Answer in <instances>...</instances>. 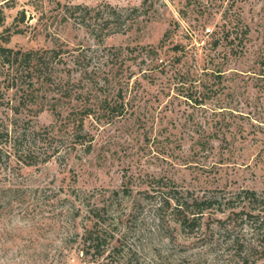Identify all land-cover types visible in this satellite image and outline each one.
<instances>
[{
  "label": "rangeland",
  "instance_id": "1",
  "mask_svg": "<svg viewBox=\"0 0 264 264\" xmlns=\"http://www.w3.org/2000/svg\"><path fill=\"white\" fill-rule=\"evenodd\" d=\"M76 4L92 8L84 22L64 12ZM107 5L122 17L94 34L101 24L94 11ZM0 7L7 47L84 49L97 70L111 65L102 63L103 49L116 48L122 71L108 73L125 102L122 117L85 120L88 153L65 141L50 159L26 165L2 137L0 264H236L219 227L225 213H206L193 233L172 222L158 227L144 191L155 178L206 195L264 190V0H0ZM166 30L155 60H143L141 47ZM176 43L185 47L179 63ZM15 90H1L0 126L16 133L54 123L46 104L16 111ZM73 190L92 203L118 191L123 225L101 256L82 252L91 221Z\"/></svg>",
  "mask_w": 264,
  "mask_h": 264
},
{
  "label": "trees",
  "instance_id": "2",
  "mask_svg": "<svg viewBox=\"0 0 264 264\" xmlns=\"http://www.w3.org/2000/svg\"><path fill=\"white\" fill-rule=\"evenodd\" d=\"M104 8L106 10L94 11L97 16L93 19L101 22L92 28L94 34L103 26L107 27L109 20L122 17L121 13H117L109 5ZM68 9H71L73 14L78 13L81 22H84L85 16L92 11V8L87 9L80 4L66 6L64 12ZM3 19V10L0 7V24ZM169 35L170 30H166L156 45L141 47L143 51L138 55L143 56V60H155V55ZM213 44L217 45L218 41ZM184 48L181 43L171 47L174 62L181 61ZM76 50L70 51L62 47L24 50L0 44V93L4 87L16 88L15 92H19L17 105L14 107L16 111L26 106L40 105L39 109H42L46 104L55 120L49 126L23 129L16 133L0 126V142L2 137L5 138L17 159L26 165L35 164L42 155L43 162L50 159L52 154L60 152L59 148L64 146L65 141L71 148L82 144L84 152L88 153L92 139L84 130L85 120L92 117L97 120L99 116L95 114L109 117L124 115L122 86L117 87V81L111 80L108 73L115 67L116 78L122 71L121 62L117 64L119 54L116 48H104L100 55L103 64L111 63L107 70L90 69L89 58L92 57H88L84 49L77 53ZM65 55L69 58H64ZM212 72L219 77V71ZM184 80L182 77L179 83L184 84ZM113 87L117 90L116 94L110 93ZM199 97H194V101H199ZM51 148L53 150L49 154ZM72 192L74 198L80 200V207L84 208L91 221V225L82 231V252L101 256L114 236L116 227L123 225L122 213L118 212L120 203L115 202L118 191H113L112 196L102 203H92L89 194L80 197L74 190ZM121 192L125 193L127 190L123 189ZM144 193L151 199L152 215L158 227L169 226L172 222L181 230L193 233L201 225L206 213L211 210L225 213L224 219H218L219 227L232 254L237 257L236 264H264V190L239 188L235 191L220 190L206 195L195 193L163 178H155L152 179L150 189ZM78 211L80 209L76 212ZM132 212L131 210L128 213L130 217ZM111 216L115 217L110 218ZM112 249L121 251L118 246Z\"/></svg>",
  "mask_w": 264,
  "mask_h": 264
}]
</instances>
